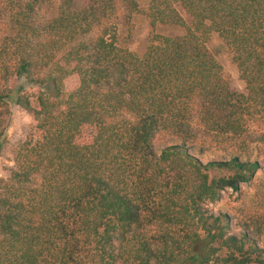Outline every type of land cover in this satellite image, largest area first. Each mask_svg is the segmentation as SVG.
<instances>
[{"label":"trees","instance_id":"obj_1","mask_svg":"<svg viewBox=\"0 0 264 264\" xmlns=\"http://www.w3.org/2000/svg\"><path fill=\"white\" fill-rule=\"evenodd\" d=\"M134 15L183 32L136 53ZM10 100L31 131L0 178V264H264V190L208 208L264 173V0H0V148Z\"/></svg>","mask_w":264,"mask_h":264},{"label":"rangeland","instance_id":"obj_2","mask_svg":"<svg viewBox=\"0 0 264 264\" xmlns=\"http://www.w3.org/2000/svg\"><path fill=\"white\" fill-rule=\"evenodd\" d=\"M138 2L140 5H143L145 0H138ZM176 8L185 21H187V18L179 7L176 6ZM153 32L165 35H177L181 34L183 29L180 27L163 26L160 24L152 29L145 17L134 15L129 25L120 26L118 28L117 37L121 45L126 46L131 51L140 53L144 48L147 38ZM206 46L209 52L221 65L222 73L228 79L231 86L238 91H242L243 83L237 75L235 66L230 61L229 51H227L220 39L214 33H211ZM71 83L72 81H67L65 84L66 87H69ZM16 85L21 91H25L28 88V84L24 82L23 78L17 79ZM9 110L10 114L5 128V141L0 148V178H7L9 175V169L13 167L9 147L17 141L22 140L31 131L30 118L14 103L13 100L9 101ZM223 156L224 154L220 150L211 149L198 155V158L202 161H206L219 159ZM260 158V154L252 155V159L260 160ZM257 187L264 190V173L262 169L256 170L253 180L248 183H241L237 191H232L229 188L222 191L220 198L213 203L208 204V208L214 213H224L240 218L244 215L245 210L248 208H255L253 195L257 190ZM230 230L236 234L239 232L238 228L235 226H231ZM255 240L258 246L264 247V226L261 227V231L259 235L255 237Z\"/></svg>","mask_w":264,"mask_h":264}]
</instances>
